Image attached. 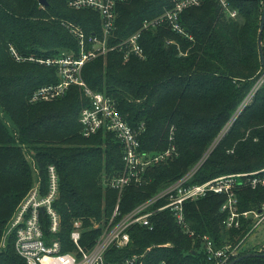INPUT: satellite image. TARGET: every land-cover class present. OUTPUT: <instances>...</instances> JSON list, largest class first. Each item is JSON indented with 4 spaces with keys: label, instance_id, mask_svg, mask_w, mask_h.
<instances>
[{
    "label": "trees",
    "instance_id": "trees-1",
    "mask_svg": "<svg viewBox=\"0 0 264 264\" xmlns=\"http://www.w3.org/2000/svg\"><path fill=\"white\" fill-rule=\"evenodd\" d=\"M67 1L46 0L41 5L38 0H0V242L4 224L33 182L38 180L46 189L49 164L59 176L53 205L61 217L57 237L65 250L72 248L73 219H82L80 242L90 246L100 232L93 220L110 215L117 199L120 213L127 212L187 171L213 140L215 146L190 183L254 170L259 171L249 178L264 177V80L219 136L263 74L257 36L264 0H227L236 11L234 17L216 0H204L181 11L184 33L164 24L143 28L138 37L143 57L123 58V51L114 48L82 65L86 85L111 98L132 127L142 125L141 150L154 152L173 144L177 151L165 162L147 167L144 184L126 185L119 195L102 180L122 169V143L108 130L81 133L78 114L89 103L82 89L71 84L55 98L31 100L39 86L59 80L56 66L37 58L55 56L64 48L78 49L69 25L84 33L100 31L97 11L71 8ZM172 3H117L108 44L125 39L144 18L156 16ZM261 41L264 53V28ZM235 194L238 211L258 209L264 202V183H244ZM225 199L224 193L210 192L184 202L192 235L164 209L150 217L152 228L131 225L129 243L111 245L105 257L112 261L137 253L142 254L141 264H216V259L208 258L204 238L209 237L215 248L226 242L234 245L251 224V218L240 217L239 227H226L227 212L221 210ZM244 242L223 264L247 252L252 255L234 264H264V248L243 246ZM13 243L9 232L0 248V264H26Z\"/></svg>",
    "mask_w": 264,
    "mask_h": 264
},
{
    "label": "built area",
    "instance_id": "built-area-1",
    "mask_svg": "<svg viewBox=\"0 0 264 264\" xmlns=\"http://www.w3.org/2000/svg\"><path fill=\"white\" fill-rule=\"evenodd\" d=\"M121 1L123 0L67 1L71 8H90L97 11L100 17V31L84 33L80 27L69 25V31L77 39L78 49L75 51L69 48V51L61 50L55 56L37 58L40 63L55 65L59 80L54 84L39 86L31 95V100H46L62 95L71 84L82 89L89 103L83 106L78 114L81 133L89 136L100 129L108 130L114 132L122 143V169L115 175H104L102 180L104 186L117 189L119 194L126 185L144 184L146 168L165 162L176 155L177 151L173 144L154 152L141 150L139 135L143 129L142 125L137 128L132 127L116 108L111 98L103 92L89 88L81 76L82 65L87 60L104 55L114 48L123 51V58H127L130 54L143 57L142 48L138 43V37L143 28L164 24L175 32L184 33L179 22L181 11L191 6H198L204 0H173L170 7L165 8L156 16L144 18L141 26L128 37L109 45L108 38L115 28L116 5ZM217 2L231 17L236 15V11L229 7L227 0H217ZM30 59L33 58L30 57ZM206 155L207 153L181 176L164 184L151 196L140 201L125 213H120L117 199L110 215L100 220H93V227H99L100 232L88 247L80 242L82 219H73L69 233L72 243L70 250L62 249V243L57 237L61 217L54 208L53 202L59 192V176L55 166L49 164L46 171V189L42 190L37 181V184L31 187L18 202L9 221L7 233L12 232L14 235V250L26 264H141L142 254L131 253L123 259L108 261L105 252L111 245L123 247L129 243L128 229L131 225L138 224L152 228L150 217L164 209H168L183 230L192 235L193 231L188 228L184 218L183 204L187 200H194L212 192L224 193L226 196L221 204V210L227 212L223 220L226 227H239L240 217L251 218L249 229L234 245L226 242L222 247L215 248L209 237L204 238L208 258L216 259V264H223L231 256L237 254L239 246L264 219V203L258 209L238 211L235 190L244 183H249L251 186L258 182L264 183V177L249 178L250 175L259 171L254 170L219 175L203 182L190 183L192 175ZM242 176H246L245 179L239 180ZM4 243L5 237L0 242L1 246H4Z\"/></svg>",
    "mask_w": 264,
    "mask_h": 264
},
{
    "label": "rangeland",
    "instance_id": "rangeland-1",
    "mask_svg": "<svg viewBox=\"0 0 264 264\" xmlns=\"http://www.w3.org/2000/svg\"><path fill=\"white\" fill-rule=\"evenodd\" d=\"M217 1V0H216ZM171 42H172V40H171ZM61 50H68L69 51V48H64V49H60V51ZM59 51V52H60ZM58 52V53H59ZM57 53V54H58ZM56 54V55H57ZM23 59V58H22ZM263 80H264V71H263V74H262V76L257 80V82L254 84V86L251 88V90L249 91V93L247 94V96L241 101V103L237 106V108L235 109V111H234V113H233V116L231 115V117L227 120L228 122L227 123H225L224 124V126L221 128V131L219 132V136H221V134H222V132H224L225 130H226V128H227V126L229 125V123H230V121H231V119L233 118V117H235V115H237V112L243 107V105L249 100V98H250V95L251 94H253L257 89H258V87H260L261 86V84H262V82H263ZM217 138V137H216ZM215 138V139H216ZM216 142H217V140H213L210 144H209V146L207 147V149L205 150V153H207V154H209V152L213 149V147L215 146V144H216ZM204 153V152H203ZM204 156H205V154H204ZM194 164H196V163H194ZM193 164V165H194ZM193 165L191 166V167H193ZM190 167V168H191ZM37 174V172L35 173V175ZM38 181V180H37ZM37 181H35V182H33V184H32V186L31 187H33V186H35L36 184H37ZM145 181H147L145 178H144V182ZM131 185H134V186H136V187H139L138 185H136V184H131ZM118 195H119V193H118ZM264 203V202H263ZM263 203L260 205V207L263 205ZM15 209H16V207H15ZM15 209H14V211H15ZM14 213V212H13ZM13 215V214H12ZM12 215H11V217H12ZM11 219V218H10ZM10 221V220H9ZM9 221H7V223H5L4 224V226H3V228H4V233H3V236H2V238H4L6 235H8V229H9V225H10V223H9ZM6 228V229H5ZM7 233V234H6ZM2 238H1V240H2ZM5 244V243H4ZM246 244H248V246L249 247H256L255 249H257V250H259V249H261V248H264V219H263V221L259 224V226L256 228V229H254L251 233H250V235L246 238V240H245V242H244V244H243V246L244 245H246ZM2 246H1V244H0V248H1Z\"/></svg>",
    "mask_w": 264,
    "mask_h": 264
},
{
    "label": "water",
    "instance_id": "water-1",
    "mask_svg": "<svg viewBox=\"0 0 264 264\" xmlns=\"http://www.w3.org/2000/svg\"><path fill=\"white\" fill-rule=\"evenodd\" d=\"M38 2L41 5H45L46 4V0H38ZM264 28V6L261 9V15H260V22H259V28H258V36H257V45H258V51H259V60H260V64L261 67L264 71V53L262 50V30ZM252 255L251 252H247V253H243L241 255H238L234 258H232L231 260H229L226 264H234L236 261L242 259L245 256H249Z\"/></svg>",
    "mask_w": 264,
    "mask_h": 264
}]
</instances>
